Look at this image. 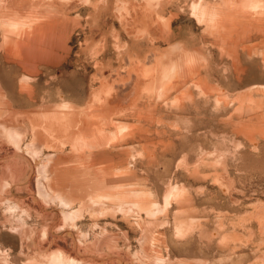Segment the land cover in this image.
<instances>
[{
    "label": "rangeland",
    "instance_id": "374dc122",
    "mask_svg": "<svg viewBox=\"0 0 264 264\" xmlns=\"http://www.w3.org/2000/svg\"><path fill=\"white\" fill-rule=\"evenodd\" d=\"M257 1L0 0V264H264Z\"/></svg>",
    "mask_w": 264,
    "mask_h": 264
},
{
    "label": "bare ground",
    "instance_id": "6f19581e",
    "mask_svg": "<svg viewBox=\"0 0 264 264\" xmlns=\"http://www.w3.org/2000/svg\"><path fill=\"white\" fill-rule=\"evenodd\" d=\"M256 1L254 0V2H256ZM20 27L17 26L16 24L14 25V28H15L14 33H16L15 35H17V36L19 35L20 37H17V38H14V37L10 38L9 37L7 40L8 41L7 46L12 53H16L15 55H18V56L21 55L20 59L24 60V63L26 66H31L33 64H30V65L28 64L30 61H34V62L38 61L41 58H43L45 55L44 49L42 48L41 41H39L37 38V36L39 37L40 31L37 28H33L32 24L20 26ZM24 27H25V29L22 30ZM21 36H22V38H21ZM140 70L141 69H139V71L137 70L136 72H134V71L131 72L126 83L119 84L116 86L118 88V92L116 95H115V93H112L113 96L115 95L114 96L115 98H113V101H119L118 100L119 97H122L124 99V97H126L128 94H131V90H134L135 81L140 80L139 77L141 78L143 76V74L140 73ZM122 74L128 75L127 72L125 73L124 71L122 72ZM125 78H126V76H125ZM145 82H144L143 86L145 85L144 87L147 89V84H145ZM24 85H25V80H23L21 83V86H22L21 89L26 88V86H24ZM114 87H115V85H114ZM144 87H143V89H144ZM125 99H127V98H125ZM104 100H106V99L104 98ZM131 100H132V98H131ZM136 100H138V99H136ZM133 103H134V101H133ZM126 104H127V102H126ZM106 112H109V114H111V113L116 112V110H113V109L111 110V108H110V110L107 109ZM89 121L86 120L85 122L82 123V126H81L82 131H90V132L92 131L93 125H92L91 120H89ZM5 131L10 137H12L14 139V141H16V139H17L16 131L12 130L11 128L10 129L5 128ZM36 139H38V137H36ZM73 147H74V145H73ZM67 215H69V214H67ZM48 262L51 264H74V259H67L66 260L64 253H62L60 251H56V252H52L49 254Z\"/></svg>",
    "mask_w": 264,
    "mask_h": 264
}]
</instances>
